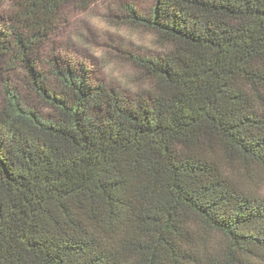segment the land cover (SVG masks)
Returning a JSON list of instances; mask_svg holds the SVG:
<instances>
[{
  "label": "trees",
  "instance_id": "obj_1",
  "mask_svg": "<svg viewBox=\"0 0 264 264\" xmlns=\"http://www.w3.org/2000/svg\"><path fill=\"white\" fill-rule=\"evenodd\" d=\"M97 1L0 0V264H264V0L121 6L133 95L41 59Z\"/></svg>",
  "mask_w": 264,
  "mask_h": 264
},
{
  "label": "rangeland",
  "instance_id": "obj_2",
  "mask_svg": "<svg viewBox=\"0 0 264 264\" xmlns=\"http://www.w3.org/2000/svg\"><path fill=\"white\" fill-rule=\"evenodd\" d=\"M154 3L155 0H100L87 10L67 6L62 11L56 32L42 47V61L57 57L81 62L88 65L95 82L125 95L146 89L149 80L130 57L159 54L168 45L157 34L124 22L120 7L130 4L138 11L147 12ZM15 83H19L16 78ZM261 182L263 185L259 190L264 194V178Z\"/></svg>",
  "mask_w": 264,
  "mask_h": 264
}]
</instances>
